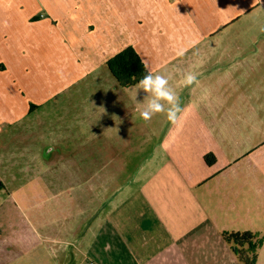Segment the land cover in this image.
I'll use <instances>...</instances> for the list:
<instances>
[{
  "label": "crops",
  "instance_id": "1",
  "mask_svg": "<svg viewBox=\"0 0 264 264\" xmlns=\"http://www.w3.org/2000/svg\"><path fill=\"white\" fill-rule=\"evenodd\" d=\"M260 5L264 0H0V124L16 123L127 47L150 71L158 60H199L207 53L192 49L225 41L220 34ZM109 72L114 90L124 88ZM182 104V127L155 138L135 175L86 219L82 208L69 237L46 232L43 211L32 214L26 264H241L223 234L245 231L261 239L256 264H264V131L233 130L219 103ZM251 114L238 117L242 128L264 124V107ZM207 154L216 157L211 166ZM41 171L46 188V166ZM96 188L98 196L105 192Z\"/></svg>",
  "mask_w": 264,
  "mask_h": 264
},
{
  "label": "rangeland",
  "instance_id": "2",
  "mask_svg": "<svg viewBox=\"0 0 264 264\" xmlns=\"http://www.w3.org/2000/svg\"><path fill=\"white\" fill-rule=\"evenodd\" d=\"M220 35L225 41L206 40L192 49L207 53L201 59L158 60L153 68L158 70L151 72L168 78L182 106L186 100L196 109L200 101L219 103L221 115L233 121L229 127L259 134L264 124L244 129L240 120L264 107V8L245 13ZM235 53L248 59L232 60ZM189 71L198 80L186 88L182 81ZM90 73L50 95L16 123L0 124V264H26L24 232L31 228L34 212L45 214L46 232L61 230L69 237L81 209L86 219L106 194L135 175L155 138L175 127L164 114L150 121L140 118L147 100L137 84L116 86L115 91L112 85L117 82L106 65ZM44 166L46 188L40 176ZM96 168L101 170L98 175ZM101 184L105 192L98 196Z\"/></svg>",
  "mask_w": 264,
  "mask_h": 264
},
{
  "label": "trees",
  "instance_id": "3",
  "mask_svg": "<svg viewBox=\"0 0 264 264\" xmlns=\"http://www.w3.org/2000/svg\"><path fill=\"white\" fill-rule=\"evenodd\" d=\"M107 67L122 86H133L145 74V65L132 47H127L107 62ZM31 105V109H33ZM208 165L216 162L213 154L204 157ZM3 185L0 181V190ZM224 240L231 246V249L241 264H256L258 249L262 245L261 239L250 232H225Z\"/></svg>",
  "mask_w": 264,
  "mask_h": 264
},
{
  "label": "clouds",
  "instance_id": "4",
  "mask_svg": "<svg viewBox=\"0 0 264 264\" xmlns=\"http://www.w3.org/2000/svg\"><path fill=\"white\" fill-rule=\"evenodd\" d=\"M198 77L194 71L186 72L182 84L191 87L197 83ZM139 93L147 102L139 110V116L144 121H150L157 114H164L169 123L181 128L185 119V109L180 98L169 87V80L165 75L154 74L145 68V74L137 81Z\"/></svg>",
  "mask_w": 264,
  "mask_h": 264
}]
</instances>
